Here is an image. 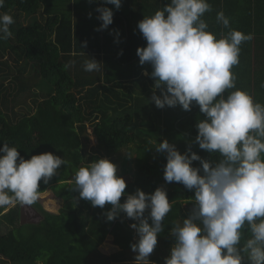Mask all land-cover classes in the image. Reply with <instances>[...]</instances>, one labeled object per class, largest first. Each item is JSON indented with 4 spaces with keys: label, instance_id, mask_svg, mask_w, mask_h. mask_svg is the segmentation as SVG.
I'll list each match as a JSON object with an SVG mask.
<instances>
[{
    "label": "trees",
    "instance_id": "obj_1",
    "mask_svg": "<svg viewBox=\"0 0 264 264\" xmlns=\"http://www.w3.org/2000/svg\"><path fill=\"white\" fill-rule=\"evenodd\" d=\"M210 1L212 11L203 18L211 21L209 31L217 37L223 33L222 24L216 20L218 12L232 23L249 26L241 30L250 34L254 30L255 4L264 19L261 0ZM169 2L121 0L119 10L103 5L113 10V24L107 31H96L102 24L95 11L102 6L101 0H5L0 13H8L15 22L10 26L11 37L0 39V147L7 142L25 160L52 153L67 160L68 165L62 164L48 184L43 180L39 183L41 195L51 189L60 200L59 213L48 212L35 203L41 221L22 225L20 204L7 212V207L0 208V227H7L6 233H0V264H135L130 245L131 237L138 236L130 225L136 222L123 214L107 221L105 213L110 205L93 207L73 190V177L80 167L111 158L124 148L131 153L144 151V156L135 164L130 181H125L127 187L120 202L137 189L152 194L158 187L167 192L170 203L176 201L158 236V256L149 260L151 264H164L166 258L159 255L167 252L170 256L175 244L171 229L187 218L194 191L165 182L166 154L151 158L157 146L154 143L167 139L184 154L193 142L192 151L205 161L217 157L194 143L196 124L205 118L195 102L191 111L179 105L158 109L151 102L152 68L141 66L136 55L147 42L140 31L132 32L130 22L138 20L142 11L151 16ZM81 5L90 7L91 18L80 11ZM23 18L28 23L24 24ZM223 29L225 33L229 30ZM88 57L103 64L101 72L84 71ZM143 71L148 72L146 76ZM156 95H160L159 90ZM91 134L97 146L90 149ZM193 167H200L199 161ZM110 234L122 247L106 255L101 247Z\"/></svg>",
    "mask_w": 264,
    "mask_h": 264
},
{
    "label": "clouds",
    "instance_id": "obj_2",
    "mask_svg": "<svg viewBox=\"0 0 264 264\" xmlns=\"http://www.w3.org/2000/svg\"><path fill=\"white\" fill-rule=\"evenodd\" d=\"M4 5L0 0V8ZM101 5L95 9L102 21L96 31L113 24V10L103 5L119 10L122 3L101 0ZM211 11L207 0H170L137 25L147 42L137 49L139 64L152 68L151 102L158 109L179 105L184 111H191L195 102L205 118L196 124L194 143L217 157L205 161L192 151L193 142L184 154L167 139L155 147L157 153L166 154L165 182L194 191L187 218L171 229L175 244L164 264H264V104L237 88L232 71L240 63L241 45L253 35L230 29V19L221 11L216 20L230 30L218 38L203 18ZM14 22L8 13H0V39L11 37ZM102 68L101 62L89 57L84 62L86 72ZM0 154V208L35 204L42 194L40 181L48 184L62 164L68 165L52 153L25 160L7 142ZM196 161L200 167H193ZM73 184L79 197L93 207L111 206L105 213L107 221L123 214L136 222L130 225L138 236L130 245L135 264H151L149 256L176 201L170 203L167 192L158 187L152 194L137 189L121 203L127 185L108 159L80 167Z\"/></svg>",
    "mask_w": 264,
    "mask_h": 264
},
{
    "label": "crops",
    "instance_id": "obj_3",
    "mask_svg": "<svg viewBox=\"0 0 264 264\" xmlns=\"http://www.w3.org/2000/svg\"><path fill=\"white\" fill-rule=\"evenodd\" d=\"M207 2L211 5L210 0H207ZM138 3L139 5L143 4L142 1ZM261 6L264 8V0H261ZM143 8L146 9L147 7H145L144 5ZM231 8L233 7L231 6ZM141 13L142 16L138 20L130 22L131 30L134 33L139 32V29L137 27L138 22L142 21L144 19V16H147L143 14L145 13V11H142ZM255 14L256 18L252 23V28H254V30L253 33H251L253 35V39L241 45L240 63L238 66H235L232 71L237 77V88L247 91L253 96L255 101L264 104V19L260 18V16L258 15L256 11V4ZM206 22L209 25V31L211 27V21L206 20ZM223 28L224 26L221 25V30L223 31L221 37L228 33H225ZM243 28L250 27L243 25L241 22L232 23L230 19V29H235L245 34H250L249 32L246 33V31L241 30ZM145 65L150 66L149 64ZM146 73L148 72L143 71V75L146 76Z\"/></svg>",
    "mask_w": 264,
    "mask_h": 264
},
{
    "label": "rangeland",
    "instance_id": "obj_4",
    "mask_svg": "<svg viewBox=\"0 0 264 264\" xmlns=\"http://www.w3.org/2000/svg\"><path fill=\"white\" fill-rule=\"evenodd\" d=\"M89 8H88V6L81 5L80 11L83 14H85V16L88 17L90 11H92ZM23 21H24L23 22L24 24L28 23L24 18H23ZM110 31H112V30H110ZM168 142L170 144L175 145V143H173L172 141H168ZM154 144L157 145L156 142ZM96 146H97V141H96L95 137L91 134L90 135V141H89V148L90 149L95 148ZM102 153H104V151H102ZM140 155H142V157H140ZM160 155L161 154L157 153L156 150L151 151V158H154L155 156H160ZM143 156H144V151H134L133 153H131L129 151V149L124 148L122 151L115 153L111 158H106V159H108L110 162H112L113 164H115L117 166V175L119 177H122L125 181H130L131 177H133V175L135 173V168H136L135 164L137 163V161L142 160ZM124 170L128 171V174L125 176L123 175ZM36 203H38L39 205H42L46 211L52 212V213H59L60 209L62 207L60 200L56 199V197L54 196L51 189H49L45 194L41 195L39 200ZM33 205L35 206V204H33ZM33 205H30V207H31L30 213L28 212L25 214V217H26L25 220H26V222H28L27 224H38L41 221V218H40L41 215H40V217H35V215L32 214V210H35L38 212V210ZM20 206L23 207L24 210H26V209L28 210L29 205L20 204ZM13 207L14 206L7 207L6 212ZM6 231H7V227L5 225L0 227V233H6ZM130 233H132V232H130ZM131 239H132L133 243H136V241L138 240L137 237L136 238L131 237ZM121 247H120V245H118V241H116V236L114 234H110L107 236L106 240L104 241V243L101 247V251L103 253H105L106 255H112L114 253L121 251ZM157 250L158 249H156V250L154 249L153 253L150 254L149 258L158 256V253H156ZM130 253L132 255L131 257L135 258L136 253H133L132 250L130 251ZM159 256L164 257V258H168L169 254L167 252L166 253L164 252V253L160 254Z\"/></svg>",
    "mask_w": 264,
    "mask_h": 264
},
{
    "label": "water",
    "instance_id": "obj_5",
    "mask_svg": "<svg viewBox=\"0 0 264 264\" xmlns=\"http://www.w3.org/2000/svg\"><path fill=\"white\" fill-rule=\"evenodd\" d=\"M125 28H126V38H127V36H128V34H127V24L125 23ZM30 210H31V207H30V205L28 206V210L26 209V210H24V208L23 207H21V224L22 225H25V224H27L28 222H26V220H25V214L26 213H30ZM32 214H34L35 215V217H40V214L37 212V211H35V210H32ZM41 218V217H40ZM42 219V218H41Z\"/></svg>",
    "mask_w": 264,
    "mask_h": 264
}]
</instances>
